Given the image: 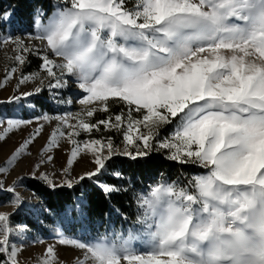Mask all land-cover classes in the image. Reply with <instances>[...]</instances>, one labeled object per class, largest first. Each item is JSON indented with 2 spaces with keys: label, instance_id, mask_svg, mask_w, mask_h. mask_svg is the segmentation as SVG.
Wrapping results in <instances>:
<instances>
[{
  "label": "snow or ice",
  "instance_id": "snow-or-ice-1",
  "mask_svg": "<svg viewBox=\"0 0 264 264\" xmlns=\"http://www.w3.org/2000/svg\"><path fill=\"white\" fill-rule=\"evenodd\" d=\"M129 3L51 0L47 9L34 8L29 20V40L39 45L6 33L13 12L0 11V46L12 45L15 53L4 82L20 70L17 91L35 85L0 104L38 96L47 79L54 93L75 88L83 106L35 118L57 123L26 175L6 183L19 160L31 155L43 124L0 165V196L12 209L0 211V264H20L22 237L36 227L16 219L36 207L18 190L31 191L25 181L52 194L85 179L106 199L124 197L136 211L110 208V227L101 233L84 227L92 221L83 198L39 205L45 219L58 220L52 229L58 244L78 252L75 264H264V0ZM32 54L45 77L23 73ZM110 102L121 110L113 113ZM99 113L104 118L94 120ZM33 122L0 114V141ZM101 126L122 136L123 147L112 135L92 137ZM166 127L172 130L162 137ZM81 133L89 138L77 139ZM61 138L71 151L57 182L46 168ZM153 153L200 171L176 180L158 173L143 187L122 171L99 179L115 156L147 161ZM84 156L92 168L73 178L72 166ZM39 191L31 198L47 200ZM36 264H62L56 246L46 245Z\"/></svg>",
  "mask_w": 264,
  "mask_h": 264
},
{
  "label": "rangeland",
  "instance_id": "rangeland-1",
  "mask_svg": "<svg viewBox=\"0 0 264 264\" xmlns=\"http://www.w3.org/2000/svg\"><path fill=\"white\" fill-rule=\"evenodd\" d=\"M129 7H131V0L129 3ZM30 31H32L30 27L22 29L19 28V26L16 24L14 27H12L10 24H7L5 27L6 33L10 32L14 36H22L25 39L26 43H34L39 45V41L29 40L28 33ZM12 48V45L0 46V101H6L9 96L18 95L19 92L31 91L35 86L33 83H27L24 85H20L19 92L17 91L16 85L21 76L20 70H18L17 73L14 74V77L11 80L7 81V83L4 82V76L6 74L5 70L15 65V61L13 59L15 53L12 51ZM31 56L35 57L38 60V63L40 64V60L35 54H32ZM28 67L29 63L22 70L24 74L38 73L40 77L46 76V73L40 71L39 68L28 72ZM36 83H39V81L37 80ZM47 83L48 80L45 79V90L38 96L24 98L18 104H10V111L5 110V107H8L6 105H9L8 103L0 104V114L15 115L22 119H32L34 121L32 124L23 126L22 129L14 131V133L12 134H9L6 140L0 141V165L3 164V162L11 154V152L14 151V149L18 146L19 143L23 141V139L27 138L35 131L36 127L39 124L44 125L41 135L38 136L34 144L30 146L31 155H26L19 160L15 169L11 171L10 174L6 177V183H10L11 180L19 174L26 175L29 172L31 165L34 164L36 160L41 158L38 155V150L46 143L47 138L50 136V134L56 127V121H52L51 123L44 122L43 120L36 121V117L41 116L42 114L53 116L61 115L67 112L76 113L79 112L83 107L78 103L79 96L74 94L77 91L75 88H72L71 90H63L59 93H54L52 91L47 90ZM33 99H40V101L45 104V108H43L44 106L42 108L36 107L33 104ZM68 101H71V103H68ZM112 104L119 105L115 103ZM104 116V113H99L93 119H102L104 118ZM171 130V127H166L161 131V136L163 137L167 135L169 132H171ZM67 131L68 130L65 129V132ZM101 135H112L114 138V142L121 148L123 147L122 136H120L119 134L115 132H105L103 131V126H101V132H94L92 134V137L100 138ZM87 138H89V136L85 133H81V136L77 137V139L81 140ZM59 145V148L54 149L51 153L55 158L54 161L48 164L46 168V170L50 174L55 173L52 178L57 182H60V180L63 178L60 174V169L62 166H66V160L70 155L71 151V145L69 144L66 138H61L59 141ZM72 167L73 171L71 172V176L74 178L87 170H91L92 165L89 163V157L84 156L83 159L78 157L77 161L74 162ZM18 190L24 197L29 199L31 205L34 206L35 204H37V199L31 198L30 191H25L23 188ZM7 199V196H0V201H3V203H0V211L12 210L10 207L6 206ZM33 209L37 211L36 207H34ZM29 233L30 232L26 233L22 237L23 243L20 245L22 251L19 253L18 257L20 260V264H36L37 259L42 257V253L46 245L48 244H53L56 246L59 261L62 262V264H75L78 252L70 246L59 245L53 232L49 237L46 238L31 235ZM38 240H42L44 241V243H39L37 242Z\"/></svg>",
  "mask_w": 264,
  "mask_h": 264
},
{
  "label": "trees",
  "instance_id": "trees-1",
  "mask_svg": "<svg viewBox=\"0 0 264 264\" xmlns=\"http://www.w3.org/2000/svg\"><path fill=\"white\" fill-rule=\"evenodd\" d=\"M50 2L51 0H0V11L13 12L12 22L9 23L12 27L16 24L22 29L29 28V20L33 9L41 5L47 9ZM28 60V72L39 68L40 64L35 57L29 55ZM33 104L36 107L42 108L44 106L43 108H45V104L40 99H33ZM6 106L8 107H5V110L10 111L11 105ZM120 110L121 105H113L111 103V111L113 113H118ZM113 171H122L126 178L134 180L137 185L143 187L145 184L150 185L152 183L151 177L156 176L158 173H164L166 177L176 180L191 176L200 170L191 165H181L177 162L169 161L161 153H153L147 161H132L123 156H115L105 174L101 175L99 179L101 181L105 180ZM25 184L31 190L30 192L40 189L37 194L41 197L47 196V200L37 199V204L34 205L37 211L33 209V213L27 217L24 215L16 217L17 220L29 219L36 224V227L31 228L29 231V234L35 236L49 237L53 232L52 229L58 223L57 218L54 216L50 219H45L46 214L39 209V205L42 203H50L55 208L66 200L75 203L78 198H83L89 206L92 221L91 224H89L88 220L83 221L84 227L89 229L98 228L101 233H104L110 227L107 215L110 208L119 209L125 214L136 211L135 206H130L124 197L117 196L111 200L106 199L99 189L94 187L93 181L88 179L82 181L72 190L61 189L57 193L52 194L46 193L42 186L35 181L27 180ZM101 213L104 214L103 217H101ZM116 227L118 229L119 225L117 224ZM68 235H72V233H68ZM75 235H81L80 223L76 224Z\"/></svg>",
  "mask_w": 264,
  "mask_h": 264
}]
</instances>
